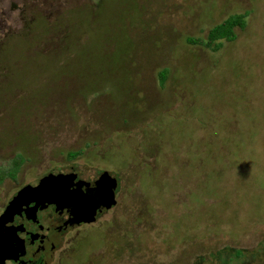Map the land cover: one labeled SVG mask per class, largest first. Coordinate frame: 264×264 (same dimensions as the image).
Here are the masks:
<instances>
[{"label":"rangeland","instance_id":"rangeland-1","mask_svg":"<svg viewBox=\"0 0 264 264\" xmlns=\"http://www.w3.org/2000/svg\"><path fill=\"white\" fill-rule=\"evenodd\" d=\"M18 154L0 209L40 175L120 177L62 264H264V0H0V168Z\"/></svg>","mask_w":264,"mask_h":264},{"label":"flooded vegetation","instance_id":"flooded-vegetation-1","mask_svg":"<svg viewBox=\"0 0 264 264\" xmlns=\"http://www.w3.org/2000/svg\"><path fill=\"white\" fill-rule=\"evenodd\" d=\"M84 165L86 166L85 163ZM70 166L71 168H69ZM72 167L78 168L73 164L67 165L66 171L72 170ZM76 170L77 173L78 171H83V169L80 168ZM98 170L101 171L99 175L105 171L104 169ZM44 176H47V174L40 175L37 179H42ZM114 176L118 180V187L116 189L117 199L120 194L121 184L120 177L117 175ZM96 179L97 175L87 178L75 177V181L90 182V185H84L82 187V192L84 194L88 189L90 190L94 187V181ZM26 184L7 198L0 209V217L7 209L9 203L18 197ZM41 194L42 191H38L37 193L20 197L19 205H21V212L13 217L10 216L11 221L7 224V226L13 228L12 230L15 231V235L19 238V246L11 253V257L5 259L2 264H62L60 259L67 256L70 246L75 239L79 236L81 237L82 231L103 223L104 221H100V219L110 214L118 203L117 202L109 209L97 211L95 220L92 222L81 221L77 223L74 221L75 207L70 192L69 195L63 193L58 197L46 196L44 198H41ZM32 197H34V199L29 201ZM40 200L42 201L40 202ZM38 201L39 203H35ZM107 221L108 220H106V222ZM94 254L95 252L90 255ZM95 255L101 258L104 257L106 255L105 249L97 251ZM87 264L92 263L88 262ZM104 264H117V262L112 261Z\"/></svg>","mask_w":264,"mask_h":264},{"label":"water","instance_id":"water-1","mask_svg":"<svg viewBox=\"0 0 264 264\" xmlns=\"http://www.w3.org/2000/svg\"><path fill=\"white\" fill-rule=\"evenodd\" d=\"M84 185H90V182L75 181V176L67 173H50L42 177V179L27 184L18 197L9 203L7 209L0 217V264L5 259L10 258L11 253L19 246V238L15 235L13 228L7 226V224L11 221V217L21 212L20 197L28 196L38 191H42L41 198L46 196L58 197L63 193L69 195L70 192L75 207L74 221L77 223L81 221L92 222L95 220L97 211L109 209L117 203L116 189L118 180L110 172H103L94 181V187L90 190L88 189L85 194L82 192ZM34 197L29 201L34 199ZM35 203H39V201Z\"/></svg>","mask_w":264,"mask_h":264},{"label":"trees","instance_id":"trees-1","mask_svg":"<svg viewBox=\"0 0 264 264\" xmlns=\"http://www.w3.org/2000/svg\"><path fill=\"white\" fill-rule=\"evenodd\" d=\"M245 15L244 14H235L231 15L222 22L212 26L209 28L205 40H190L191 43H198L204 45L206 48L210 47L213 43L215 44V49L219 48L222 44L220 41L231 42L236 37V31L243 26ZM196 41V42H195ZM199 41V42H198ZM164 70L159 72V77L161 83L163 82L164 78ZM84 150H75L69 151L67 153V158L69 161L74 160L78 156L83 155ZM24 158L22 155L18 154L14 159L11 160V166L7 168H0V182L6 178L15 180L16 176L23 164Z\"/></svg>","mask_w":264,"mask_h":264}]
</instances>
